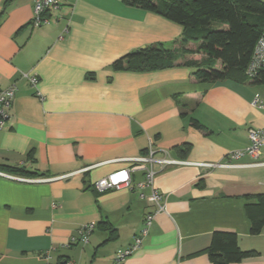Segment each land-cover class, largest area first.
Returning a JSON list of instances; mask_svg holds the SVG:
<instances>
[{
  "label": "crops",
  "instance_id": "obj_1",
  "mask_svg": "<svg viewBox=\"0 0 264 264\" xmlns=\"http://www.w3.org/2000/svg\"><path fill=\"white\" fill-rule=\"evenodd\" d=\"M32 7L33 0H0V87L16 86L0 129V171L48 180L0 175V264H47V252L51 264H111L154 207L140 197L149 189L99 192L94 183L149 148L207 162L244 148L247 129L264 126V109L251 105L256 94L264 100V82H201L186 63L201 54L170 67L113 70L115 59L140 47L179 48L182 26L123 0H60L48 23L32 27ZM256 160L264 161V141ZM153 181L164 211L123 264H211L215 231L233 232L241 249L253 250L231 264H264V226L250 234L244 209L264 192V165H170ZM85 223L95 224L87 241L64 247Z\"/></svg>",
  "mask_w": 264,
  "mask_h": 264
},
{
  "label": "trees",
  "instance_id": "obj_2",
  "mask_svg": "<svg viewBox=\"0 0 264 264\" xmlns=\"http://www.w3.org/2000/svg\"><path fill=\"white\" fill-rule=\"evenodd\" d=\"M124 3L162 15L182 26L181 45L165 50L160 44L139 48L115 59L113 70H150L173 66L183 54H201L199 60L187 61L193 75L201 82L221 80L264 82V65L252 77L246 74L255 44L264 29L262 0H123ZM194 48L184 47L187 42ZM191 124L199 126L196 119ZM256 202L244 205L250 222V234L264 226V192L255 195ZM211 264H231L250 256L243 250L233 232L215 231L206 247Z\"/></svg>",
  "mask_w": 264,
  "mask_h": 264
},
{
  "label": "built area",
  "instance_id": "obj_3",
  "mask_svg": "<svg viewBox=\"0 0 264 264\" xmlns=\"http://www.w3.org/2000/svg\"><path fill=\"white\" fill-rule=\"evenodd\" d=\"M60 6V0H33L32 7V17L29 21L32 27H38L40 25L46 24L50 21V11L56 10ZM264 65V29L262 35L257 40L251 60L246 68V74L248 77H252L257 69ZM30 85L34 86L37 82L36 77L28 76L24 74ZM16 92L15 84H11L8 87H0V129L5 125L9 118L8 108L11 106L14 95ZM251 105L257 108L264 109V100L259 97V95H254L251 100ZM248 144L241 149H235L228 152L225 157L219 161H189L185 159H177L171 157L167 154L161 156H155L152 149L149 148L145 155H139L131 158H127L129 161V166L113 171L98 179L94 183V187L97 191L102 192L104 190L119 188L123 185L130 186L131 188L137 189H149L147 195L140 193V197H143L151 204L154 209L145 213L142 221V226L139 232L134 235L131 244L123 249L119 250L114 254L111 264H123L125 258L129 256L140 244L142 238L147 235L148 230L153 221L154 215L157 212L164 211L163 197L161 193L157 191L154 186V176L157 169H163L170 165H194L206 170H212L215 168H236V167H249V166H261L264 165V161H257L260 154V149L264 141V126L262 127H250L247 129ZM248 155L255 159L249 163H240L239 159L243 156ZM154 166L157 169H154ZM141 171L143 174V179L136 181L133 184L131 174ZM0 175L9 179H14L18 181L34 182V181H45V178H27L18 175L9 174L0 171ZM95 224L85 223L77 229V233L71 236L69 241L64 244V247H69L76 242H86L89 235L93 232ZM47 264H51L49 259L50 256L48 252L46 253ZM64 264H75L71 260H66Z\"/></svg>",
  "mask_w": 264,
  "mask_h": 264
},
{
  "label": "water",
  "instance_id": "obj_4",
  "mask_svg": "<svg viewBox=\"0 0 264 264\" xmlns=\"http://www.w3.org/2000/svg\"><path fill=\"white\" fill-rule=\"evenodd\" d=\"M140 48H144V47H140Z\"/></svg>",
  "mask_w": 264,
  "mask_h": 264
}]
</instances>
